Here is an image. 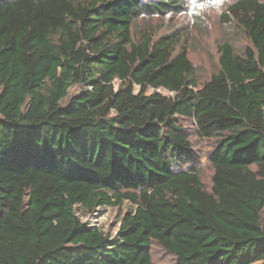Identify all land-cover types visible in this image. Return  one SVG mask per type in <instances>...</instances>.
<instances>
[{"label": "trees", "instance_id": "16d2710c", "mask_svg": "<svg viewBox=\"0 0 264 264\" xmlns=\"http://www.w3.org/2000/svg\"><path fill=\"white\" fill-rule=\"evenodd\" d=\"M181 8L0 0V264H264V0L221 10L248 43L202 82L188 32H132ZM124 204L109 231L77 214Z\"/></svg>", "mask_w": 264, "mask_h": 264}, {"label": "rangeland", "instance_id": "374dc122", "mask_svg": "<svg viewBox=\"0 0 264 264\" xmlns=\"http://www.w3.org/2000/svg\"><path fill=\"white\" fill-rule=\"evenodd\" d=\"M181 9L163 16L141 15L133 24L132 32L137 37L139 30L146 27L153 28L155 35L168 33L179 29L188 32L186 45L188 56L197 68L199 82L209 78L217 66V44L223 41H230L237 52L243 48L248 40L241 35L233 26L222 25L218 20V14L232 0H180ZM253 65V64H252ZM255 67V65H254ZM167 93L165 90H161ZM75 89L70 90L73 94ZM191 139L199 151L200 160L198 167L202 170L203 181L207 187L210 185L211 168L206 159L202 157L211 147L210 140H200L190 131ZM124 204L120 210L112 207L97 208L93 212H77L80 218L91 226H97L103 231L113 230L116 222L125 211ZM79 209V206L76 207ZM152 257L157 262H168L172 259L171 255L157 247L152 248ZM252 264H263L262 261H256Z\"/></svg>", "mask_w": 264, "mask_h": 264}]
</instances>
